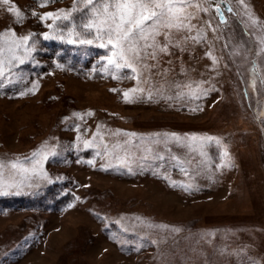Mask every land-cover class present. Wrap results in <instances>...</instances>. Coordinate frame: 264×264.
<instances>
[{"label":"rangeland","instance_id":"rangeland-1","mask_svg":"<svg viewBox=\"0 0 264 264\" xmlns=\"http://www.w3.org/2000/svg\"><path fill=\"white\" fill-rule=\"evenodd\" d=\"M229 3L234 11L225 12L227 25L214 12L193 21L204 28L203 43L184 41L188 34L180 33L175 39L183 52L170 48L172 55L147 61L151 67L139 83L144 91L132 103L123 93L138 81L101 70L107 49L98 47L101 54L77 69L67 61H82L63 52V42L43 40L52 21L38 16L69 11L74 0L43 7L38 0L0 3V33H35L39 41L34 62L15 69L23 79L0 88V159L31 169L32 154L45 144L60 153L44 161L46 178L4 170L3 181L13 187L0 188L7 193L0 198L36 206L8 201L0 210V264H264V55H256L264 0H244L247 10L238 0ZM8 7L24 14L23 23ZM34 84V94H19ZM197 86L215 90L197 99ZM206 137L221 146L201 143ZM84 141L95 146L84 148ZM125 152L131 171L114 158ZM225 163L230 166H220Z\"/></svg>","mask_w":264,"mask_h":264},{"label":"snow or ice","instance_id":"snow-or-ice-1","mask_svg":"<svg viewBox=\"0 0 264 264\" xmlns=\"http://www.w3.org/2000/svg\"><path fill=\"white\" fill-rule=\"evenodd\" d=\"M41 7L53 0H38ZM0 3L8 5L10 0H0ZM238 3L247 10L244 0H238ZM7 11L13 13L16 23L21 24L25 19L24 14L16 7H8ZM233 8L229 6V0H74L73 8L69 11L63 9L57 12H48L38 16L41 21L51 20L52 23L47 24L51 31L43 34V40H59L63 43L74 45H95L99 48L107 49L108 54L102 57L106 64L102 67L105 74L111 75L113 79H137L138 86L123 93L126 102L132 103L138 99L137 94L143 93L144 89L139 87L140 77L144 70L150 69L147 61H157L162 55H172L170 48H177L181 52L185 49L181 46V41L175 37L180 33H187L183 37L184 41L191 40L195 44H201L207 39L204 28L197 29L194 20H200V13L214 12L219 18V23L227 25L225 12L233 13ZM32 16L37 13L32 12ZM250 27H255L257 21L249 15ZM203 24L211 29L213 33L216 28L208 20H204ZM196 35H190L193 31ZM35 33L17 37L16 33L6 30L0 33V88L6 84H14L23 79L21 73L15 71L20 65L26 62H34L33 52L37 51L36 45L39 43L34 39ZM160 37H163L161 42ZM219 38V37H217ZM259 50L257 56L264 55V35L258 38ZM110 46V47H109ZM227 47V45H225ZM23 50V55L17 53ZM238 54V53H233ZM215 65L218 61L211 51L205 53ZM57 67H63L57 65ZM125 69H130L132 75L129 76ZM257 67L256 61H253L252 79L250 86L255 89L257 84ZM260 83L264 85V76L259 77ZM38 84H34L27 92L21 91L19 94L24 96L31 92L34 94ZM190 87V86H189ZM215 89H197L192 92L194 98L200 95H207L209 91ZM112 91H118L112 89ZM151 93L148 99H151ZM170 99V98H169ZM202 110V109H201ZM196 111V109H192ZM80 117L79 114H74ZM92 115V113H88ZM264 115V113H262ZM99 135V132L97 133ZM114 135H124L135 137V133H114ZM77 139H80L79 137ZM172 139L179 143L180 138L173 134ZM200 138L192 137V140ZM131 141H126L130 143ZM201 143L214 142L217 146H221V141L214 137H206L201 139ZM91 141H84V148L94 147ZM114 149H120L122 146L116 144ZM106 154L112 155L107 152ZM60 155L55 148H50L45 144L38 151L32 154V168L24 169L19 161L6 163L0 159V188L13 187L3 181V174L6 168L19 170L23 172L31 171L34 176L46 178L47 174L43 170V163L49 158H55ZM96 155H100L99 152ZM129 153L125 152L123 156L115 155V159L122 167L131 168L129 166ZM222 157L227 158L228 152L225 148ZM163 159V157H157ZM175 159V157H173ZM86 163L93 165L94 160H88ZM221 167H228L225 163ZM107 170V168H104ZM183 171V169H181ZM173 186H180L185 191L193 190V185H177L172 182ZM18 187V186H17ZM198 190V189H196ZM0 194H7L0 192ZM78 199V198H77ZM71 207V205H69ZM178 231V229H174Z\"/></svg>","mask_w":264,"mask_h":264},{"label":"trees","instance_id":"trees-1","mask_svg":"<svg viewBox=\"0 0 264 264\" xmlns=\"http://www.w3.org/2000/svg\"><path fill=\"white\" fill-rule=\"evenodd\" d=\"M60 0H53V2H57ZM52 3V2H50ZM63 46V52L65 51L66 54H69L70 56L77 57L80 61H82V64L77 65V63L71 59H69L68 64L71 65L72 68H81L82 66H84L85 64H87L89 62L90 59V55L93 54V56L97 55V54H101V51L98 47H94V46H87V45H74V44H65L62 43L61 44ZM58 54H60L59 56H62V53L58 52ZM64 55V53H63ZM51 192V191H50ZM55 195V193L53 194ZM51 196V195H50ZM34 198V197H33ZM61 199V198H60ZM18 200H23L25 201V203H27L29 206L31 207H35L36 205H33L32 202H34L33 200L30 199H22V198H17V199H8V198H0V210L4 207H6L10 202L8 201H18ZM30 200V201H29ZM30 202V204L28 203Z\"/></svg>","mask_w":264,"mask_h":264},{"label":"water","instance_id":"water-1","mask_svg":"<svg viewBox=\"0 0 264 264\" xmlns=\"http://www.w3.org/2000/svg\"><path fill=\"white\" fill-rule=\"evenodd\" d=\"M229 6H231L230 3H229ZM231 7H232V6H231ZM225 17H226V15H225Z\"/></svg>","mask_w":264,"mask_h":264}]
</instances>
